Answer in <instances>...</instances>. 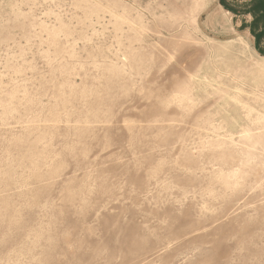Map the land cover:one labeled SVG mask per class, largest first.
<instances>
[{
    "label": "rangeland",
    "instance_id": "rangeland-1",
    "mask_svg": "<svg viewBox=\"0 0 264 264\" xmlns=\"http://www.w3.org/2000/svg\"><path fill=\"white\" fill-rule=\"evenodd\" d=\"M0 264H264V0H0Z\"/></svg>",
    "mask_w": 264,
    "mask_h": 264
},
{
    "label": "trees",
    "instance_id": "trees-1",
    "mask_svg": "<svg viewBox=\"0 0 264 264\" xmlns=\"http://www.w3.org/2000/svg\"><path fill=\"white\" fill-rule=\"evenodd\" d=\"M258 7V6H257Z\"/></svg>",
    "mask_w": 264,
    "mask_h": 264
}]
</instances>
